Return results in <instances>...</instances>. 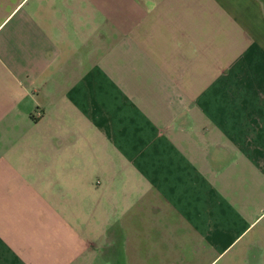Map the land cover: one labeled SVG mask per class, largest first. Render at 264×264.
<instances>
[{
	"label": "crops",
	"instance_id": "crops-1",
	"mask_svg": "<svg viewBox=\"0 0 264 264\" xmlns=\"http://www.w3.org/2000/svg\"><path fill=\"white\" fill-rule=\"evenodd\" d=\"M132 3L170 44L151 57L129 29L89 65L82 18ZM106 161L130 201L78 221L55 187ZM248 192L264 198V0H0V264H211L263 213Z\"/></svg>",
	"mask_w": 264,
	"mask_h": 264
},
{
	"label": "rangeland",
	"instance_id": "rangeland-1",
	"mask_svg": "<svg viewBox=\"0 0 264 264\" xmlns=\"http://www.w3.org/2000/svg\"><path fill=\"white\" fill-rule=\"evenodd\" d=\"M138 7V3H132L131 19L121 17L122 8H118V11L114 13V16L108 17L102 15L101 13L100 15L94 13L92 16L82 18V29L88 27L89 29L94 30L92 27H95L98 30V35L95 37H88V43L83 53V57L91 58L89 62H87L89 65L95 59L98 60L104 57L106 54L109 56V59L107 60L108 63H114V60L117 61L121 52V46L119 43L123 37V34L129 29H133L135 33L133 37L135 40L134 43H137V47H141L142 44H145V46L149 47L146 50V54L151 57L153 50L155 51L156 46L158 47V43L170 44L169 38L166 37L167 35L169 36L168 33L166 36L153 34L152 41L150 40L149 42L148 38H145L143 31L137 30V26H139V20L145 19L142 18L144 13ZM139 12L143 14L139 17L133 18ZM147 22L148 24H151L150 20ZM166 23L169 26L172 25L171 21ZM85 32L86 31L81 32L83 36L86 35ZM102 35H104V38ZM135 50L136 49H133V52ZM137 53L141 54L140 51L136 50L135 54H131L132 58L136 59ZM156 54L158 56L159 53ZM185 80H187V77ZM93 132L91 131V133L95 136ZM101 153H103L104 156L106 155V152L102 151V149ZM115 156H118V154ZM110 167V163L106 161L107 171L104 172H97L93 168L86 172L81 170L78 173V168H75L72 172H67L64 176L67 183L71 186L56 185V189L54 191L55 196L61 197V199H64V201H71L70 206L74 209V214L78 221H80L82 218H92V221L96 218L97 220L101 218L100 221L103 223L106 216L104 208L117 209V207L124 206L130 201L131 193L125 194V191L130 190L113 189L112 184H109L107 175L109 174L108 169L110 170ZM78 182L81 186L77 187L76 184ZM119 187L120 184L117 188ZM254 187L256 190V186ZM132 192H135V190H132ZM250 196L251 192H248L246 197V208H249L251 205L255 204L256 209H259V207L264 203V198H251ZM252 199L253 201H251ZM262 208H264V205H262ZM93 216H96V218L94 219ZM97 220L95 224L98 223ZM97 231H99V226L96 225L94 232L98 234L99 232ZM181 232L183 231L181 230ZM217 251H219L221 254L216 256L211 264H264V211L253 222L252 225H249L236 240L232 241L228 248L222 252L221 250ZM179 264L183 263L181 262Z\"/></svg>",
	"mask_w": 264,
	"mask_h": 264
}]
</instances>
